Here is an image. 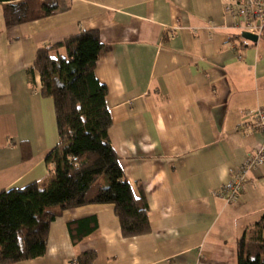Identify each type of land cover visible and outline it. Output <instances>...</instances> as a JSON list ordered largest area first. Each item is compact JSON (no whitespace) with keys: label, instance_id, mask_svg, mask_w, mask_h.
I'll return each mask as SVG.
<instances>
[{"label":"crops","instance_id":"1","mask_svg":"<svg viewBox=\"0 0 264 264\" xmlns=\"http://www.w3.org/2000/svg\"><path fill=\"white\" fill-rule=\"evenodd\" d=\"M67 1V11L11 27L0 4V190L42 182L57 143L53 101L32 70L37 48L97 30L108 137L146 198L150 231L124 238L112 205H84L50 223L44 256L15 264H70L86 250L93 264H237L238 239L264 213V164L236 203L213 191L263 143L242 127L264 108V37L240 38L221 0ZM86 216L96 229L74 245L66 224Z\"/></svg>","mask_w":264,"mask_h":264},{"label":"trees","instance_id":"2","mask_svg":"<svg viewBox=\"0 0 264 264\" xmlns=\"http://www.w3.org/2000/svg\"><path fill=\"white\" fill-rule=\"evenodd\" d=\"M0 4L7 27L69 9L67 0ZM104 50L97 30H83L35 52L32 70L39 76L40 95L53 101L57 143L45 156L49 172L42 182L0 190V264L44 256L50 223L84 205H112L124 238L150 231L146 198L132 190L108 137L107 88L94 75ZM66 226L75 245L96 229V221L86 216ZM236 252L237 264H264V213L238 239ZM95 258L94 250H86L70 264H93Z\"/></svg>","mask_w":264,"mask_h":264},{"label":"built area","instance_id":"3","mask_svg":"<svg viewBox=\"0 0 264 264\" xmlns=\"http://www.w3.org/2000/svg\"><path fill=\"white\" fill-rule=\"evenodd\" d=\"M221 3L223 13L234 29L256 35L258 39L264 36V0H221ZM246 115L250 121L242 130L259 132L263 136V143L247 153L229 180L213 191L214 196L227 204L238 201L248 181V172L264 164V108L258 107Z\"/></svg>","mask_w":264,"mask_h":264},{"label":"water","instance_id":"4","mask_svg":"<svg viewBox=\"0 0 264 264\" xmlns=\"http://www.w3.org/2000/svg\"><path fill=\"white\" fill-rule=\"evenodd\" d=\"M240 37L243 38L244 40H247V41L252 42V43H256L258 41V38L256 35H252V34L247 33V32H241Z\"/></svg>","mask_w":264,"mask_h":264},{"label":"rangeland","instance_id":"5","mask_svg":"<svg viewBox=\"0 0 264 264\" xmlns=\"http://www.w3.org/2000/svg\"><path fill=\"white\" fill-rule=\"evenodd\" d=\"M240 31H237V34L240 36ZM262 37H264V36H262ZM260 40H261V38L260 39H258V43L260 42ZM244 41H246V42H249V41H247V40H244Z\"/></svg>","mask_w":264,"mask_h":264}]
</instances>
